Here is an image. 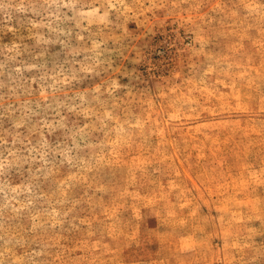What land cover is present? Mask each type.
<instances>
[{"label":"rangeland","instance_id":"obj_1","mask_svg":"<svg viewBox=\"0 0 264 264\" xmlns=\"http://www.w3.org/2000/svg\"><path fill=\"white\" fill-rule=\"evenodd\" d=\"M0 264H264V0H0Z\"/></svg>","mask_w":264,"mask_h":264}]
</instances>
